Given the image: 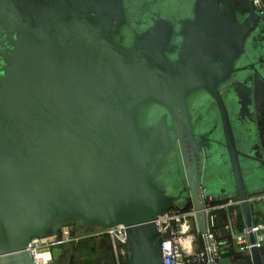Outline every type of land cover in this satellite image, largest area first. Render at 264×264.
I'll return each instance as SVG.
<instances>
[{"label": "water", "instance_id": "obj_1", "mask_svg": "<svg viewBox=\"0 0 264 264\" xmlns=\"http://www.w3.org/2000/svg\"><path fill=\"white\" fill-rule=\"evenodd\" d=\"M261 101L253 0H0V264H35L31 239L64 224L122 225L128 264H164L155 220L188 206L208 264H264L251 232L214 260L203 208L264 216L247 201L264 191Z\"/></svg>", "mask_w": 264, "mask_h": 264}, {"label": "built area", "instance_id": "obj_2", "mask_svg": "<svg viewBox=\"0 0 264 264\" xmlns=\"http://www.w3.org/2000/svg\"><path fill=\"white\" fill-rule=\"evenodd\" d=\"M253 1L260 14L264 16V0ZM247 201L250 205L261 203L264 206V191L248 196ZM203 208L208 221L206 242L214 260L220 257V245L214 228L220 214L221 226L230 236L231 248L235 253L249 252L252 246L249 241L250 232L254 235L256 247L264 250V216L253 221L252 227L247 229L244 224L241 227L236 225L232 218L235 212L240 211V201L237 198L214 201L211 197H205ZM155 224L162 237L164 264H208L206 246L201 235L203 250L194 249L195 235L199 233L195 211L191 206L183 210L171 209L158 216ZM93 238L108 239L112 247L114 264H128L126 233L122 225L85 232L71 224H64L53 237L31 239L26 250L35 264H53L55 248Z\"/></svg>", "mask_w": 264, "mask_h": 264}, {"label": "crops", "instance_id": "obj_3", "mask_svg": "<svg viewBox=\"0 0 264 264\" xmlns=\"http://www.w3.org/2000/svg\"><path fill=\"white\" fill-rule=\"evenodd\" d=\"M260 216H263L262 214H255L253 215V221L259 219ZM233 221L236 225L241 227L243 225L242 217L240 211L235 212L233 215ZM216 230V236L219 242V248L220 250H227L231 248V240L228 238V233L221 228V216H219V219L216 222V227H214ZM89 240L91 241L88 245L94 246L95 250L91 252L93 254L92 256L95 258V264H114L113 257L110 251L103 248L104 243L106 242L107 245H109L108 239L105 238H93V239H87L82 240L80 243H84ZM92 249V247H90ZM73 245L72 244H66L62 245L60 247L55 248V254H54V262L53 264H75L76 260H80L82 264H92L91 262H88L90 258H88V261L86 262V250H72ZM107 250V251H106ZM97 259V261H96Z\"/></svg>", "mask_w": 264, "mask_h": 264}, {"label": "rangeland", "instance_id": "obj_4", "mask_svg": "<svg viewBox=\"0 0 264 264\" xmlns=\"http://www.w3.org/2000/svg\"><path fill=\"white\" fill-rule=\"evenodd\" d=\"M91 241H94V240H89V241H86L84 243H80L81 241L76 242V243H73L72 244L73 245V249L72 250H77V251H79V250H86L85 251V253H86V262L88 261V258H90L88 262H91L92 264H95V258L96 257L94 258L92 256L93 254H91V252L93 250H95V245L94 246L88 245ZM103 243H104L103 248L104 249H107L112 254V247H111L110 242H109V245H107L106 242H103ZM90 247H92V249ZM194 249H195V251H201V250H203V242H202V238H201V236L199 234H196L195 235ZM53 252L55 254V249L53 250ZM112 257H113V254H112ZM96 261H97V259H96ZM80 262L81 261L77 259L76 262H75V264H82Z\"/></svg>", "mask_w": 264, "mask_h": 264}, {"label": "trees", "instance_id": "obj_5", "mask_svg": "<svg viewBox=\"0 0 264 264\" xmlns=\"http://www.w3.org/2000/svg\"><path fill=\"white\" fill-rule=\"evenodd\" d=\"M190 206H188V208H189ZM220 216H221V214H220ZM223 218V217H222ZM222 225V224H221ZM221 228H222V226H221ZM228 238L230 239V236L228 235ZM106 239V238H105ZM126 252H127V250H126ZM220 252L222 253V252H228L226 255H228V256H233V255H236L237 253H235L233 250H232V248H230V249H227V250H220ZM222 255V254H221ZM248 260H244L243 262H247Z\"/></svg>", "mask_w": 264, "mask_h": 264}, {"label": "flooded vegetation", "instance_id": "obj_6", "mask_svg": "<svg viewBox=\"0 0 264 264\" xmlns=\"http://www.w3.org/2000/svg\"><path fill=\"white\" fill-rule=\"evenodd\" d=\"M263 105V106H262ZM260 108H261V113L259 114V116H261V114H262V111H263V109H264V103L261 101V106H260ZM215 141L216 142H218V140L215 138Z\"/></svg>", "mask_w": 264, "mask_h": 264}]
</instances>
